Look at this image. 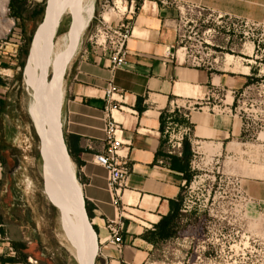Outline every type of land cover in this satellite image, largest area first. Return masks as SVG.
Returning <instances> with one entry per match:
<instances>
[{
    "label": "crops",
    "instance_id": "0c3cea01",
    "mask_svg": "<svg viewBox=\"0 0 264 264\" xmlns=\"http://www.w3.org/2000/svg\"><path fill=\"white\" fill-rule=\"evenodd\" d=\"M136 1L137 5L132 6V0H90L87 13L92 19L65 73L61 112L65 142L72 154L84 199L93 213L92 224L98 229V264L155 263L154 245L142 235L169 213L170 199L178 197L186 181L172 164L184 163L182 155L189 152L191 170L202 169L204 157L213 159L236 153L245 144L240 141L242 118L236 111V95L244 84L230 69L231 62L222 56L223 69L217 66L221 56L212 65L192 62L185 48L180 47L174 27L179 17L176 4L179 1H196L233 13L238 12V2ZM40 3L41 0H35L30 7ZM245 12L251 15L249 10ZM103 21L111 25L131 23L125 65H114L103 37L97 34ZM236 41V35L227 38L230 46ZM248 42L244 40L245 47ZM244 56V68L249 70L251 65L247 61L250 62L252 55L245 52ZM15 69L5 68L16 72ZM16 84L17 81L10 93L13 102ZM111 84L119 90L109 98L107 90ZM108 120L116 121L119 127L116 135L123 141L120 151L127 157L131 169L118 196L108 188L106 169L94 160L108 146ZM175 139H180V147H174ZM254 176L264 179V169ZM44 213L45 206L38 200L27 210L26 225L32 227V232L25 239L30 240L26 243L36 246L32 248L34 264H43V256L50 249L53 255L58 250L54 244L50 248L45 246ZM121 221L124 242L115 247L110 242L108 224ZM6 239L16 241L11 235L8 237L5 222L1 221L0 264H21L5 260L3 251L11 243Z\"/></svg>",
    "mask_w": 264,
    "mask_h": 264
},
{
    "label": "rangeland",
    "instance_id": "374dc122",
    "mask_svg": "<svg viewBox=\"0 0 264 264\" xmlns=\"http://www.w3.org/2000/svg\"><path fill=\"white\" fill-rule=\"evenodd\" d=\"M236 1L237 13L200 3L204 11L197 23L199 31L196 37L211 43L209 48L213 53L206 57V65L215 64L217 57L221 56L217 66L223 69L225 64L222 56L226 57V61L231 62L230 69L235 71L238 81L244 84L236 95V111L242 118L240 141L245 144L236 153L221 154L213 159L204 157L202 161L205 166L192 170V180L189 183L186 181L182 191L183 209L190 211L182 209L184 215L181 218L180 233L162 241L148 240L142 235L143 239L154 245L152 254L157 261L153 264H264V179L254 176L264 169V0ZM34 2L26 0L29 6ZM9 3L10 0H0V76L4 81L3 85L0 84V100L3 101V105L0 104V222H5L8 237L11 235L19 246H25L24 251L28 254L17 252L10 239H6L11 243L5 246L3 253L6 258H25L29 264H34L31 261L34 255L32 248L36 246L26 243L30 240L25 237H30L32 232V227L27 228L26 219L29 205L38 200L45 206L42 227L45 246H58L55 255L51 249L49 253L45 252L43 264H78L77 256L63 236L66 227L62 211L53 202L43 177V140L50 136L51 126L43 109L44 101L31 83V49L22 58L23 68L17 59L23 43V28L26 34L32 33L34 37L44 18L45 9L33 14L30 12L24 21L13 24L14 16L11 15ZM89 3L90 0L78 19L73 46L67 38L71 16L74 21L73 13L68 11L61 18L67 31L59 32L57 29L53 40L52 66L48 74L50 82L55 78L58 64L68 59L70 54L73 56L92 19L87 13ZM246 9L251 15L245 12ZM206 19L208 22L202 23ZM245 21H249V25L245 26ZM189 24L194 25L193 22ZM198 27H194L193 31ZM190 29L182 31L178 37L180 47L190 44ZM229 35H236L237 40L231 46L227 42ZM245 38L250 41L246 47ZM245 52L252 55L249 57L250 62L247 61L251 65L249 70L244 68ZM12 67L16 68V72L5 70ZM38 80H43L42 75L38 76ZM15 81L17 93L13 95L16 96L13 102L10 93ZM64 81L65 75L52 93L53 109L58 113L62 130ZM15 160L19 161V170L11 175L8 170L14 167ZM72 169L76 174L74 163ZM22 221L25 222L23 225ZM93 227L98 233L94 224ZM98 255L95 264H98Z\"/></svg>",
    "mask_w": 264,
    "mask_h": 264
},
{
    "label": "bare ground",
    "instance_id": "6f19581e",
    "mask_svg": "<svg viewBox=\"0 0 264 264\" xmlns=\"http://www.w3.org/2000/svg\"><path fill=\"white\" fill-rule=\"evenodd\" d=\"M87 1L47 0V16L46 18L44 16L37 27L29 60L31 83L44 101L43 109L47 113L49 126H51L50 136L44 137L43 140V177L53 202L62 211V220L66 227L63 236L69 248L77 256L78 259L75 258L78 264H94L98 251V235L86 209L82 186L76 177L77 174L72 169L73 161L68 152L58 113L54 112L52 98L54 89L64 80L72 54L68 59L58 64L52 82L48 80V74L52 66L51 52L53 51V40L57 34L58 22L61 21L64 13L68 11L73 13L74 21L71 16L73 26L67 33V38L73 46L77 35L78 19L83 13ZM39 75H42L43 80H38Z\"/></svg>",
    "mask_w": 264,
    "mask_h": 264
},
{
    "label": "built area",
    "instance_id": "2783aa9c",
    "mask_svg": "<svg viewBox=\"0 0 264 264\" xmlns=\"http://www.w3.org/2000/svg\"><path fill=\"white\" fill-rule=\"evenodd\" d=\"M29 3L33 0H27ZM179 9L178 20L175 21L174 27L178 32V37L181 36L182 31H187L190 29L189 40L190 44L184 46L186 52L192 59V62L196 64L206 63V57L211 55L213 52L209 48L210 42L204 39H197V34L199 31L198 21L201 20L203 16L204 7L200 3L193 1H183L176 3ZM137 1L132 0V6H136ZM19 21L18 18L13 17V24ZM193 22L194 25L189 24ZM208 22V19L203 20L202 23ZM189 24V26H188ZM249 25V21H245V26ZM198 27L195 31L194 27ZM193 32V35L191 34ZM132 33V26L130 22H121L119 25H111L106 21L100 23L97 28V34H99L104 39V45L107 50L111 52V58L115 66H122L127 63V42ZM245 35L248 34L247 31L244 32ZM119 89L116 85L111 84L107 90V96L112 98L113 93L117 92ZM119 127L114 120H108L106 123V134L108 146L103 152L95 155V162L107 171V184L108 188L118 196L122 187L126 184L128 176L130 175L131 169L127 157L124 156L120 147L123 143L116 133ZM180 139H175L174 147H180ZM186 181H184L185 185ZM110 231V242L115 247H120L123 242V229L124 223L121 222H111L108 224ZM12 249V248H11ZM12 253H15L12 251Z\"/></svg>",
    "mask_w": 264,
    "mask_h": 264
},
{
    "label": "trees",
    "instance_id": "16d2710c",
    "mask_svg": "<svg viewBox=\"0 0 264 264\" xmlns=\"http://www.w3.org/2000/svg\"><path fill=\"white\" fill-rule=\"evenodd\" d=\"M46 1L47 0H44L43 3L38 4L34 8H31L29 5L26 4V0H10L9 8H10L11 15L18 18L19 21L21 20L24 21L26 15L29 14L30 12L33 14L35 13V11H41L42 9H45L44 7L46 5ZM69 23H70V19L67 20V23H66L67 26ZM58 31L59 32L67 31V29L63 27V21H61L58 27ZM22 32L24 33L23 43L20 46L19 54L17 56V59H18V62L21 68L24 67L23 59L29 53V49L31 47V43L33 39L32 33L26 34L25 28H23ZM0 84L1 85L4 84V81L1 78V76H0ZM0 104L3 105V101L0 100ZM63 134H64V139H65L64 129H63ZM68 151H69L71 158L73 159L72 154L69 149ZM191 157H192L191 153L184 152L182 155V159L184 160V163H182L181 165L172 164L176 166L175 170L183 173L184 178L186 179L187 183H189L192 180V177L194 175L193 171L191 170L189 166V161ZM183 188H184V185L182 186L178 197L174 199H170L169 213L167 215L162 216L159 222L156 223L152 229L146 230V232L143 234L144 238L146 239L148 238V240H152V241H162L164 239L176 236L178 234V230L180 229V225H181V218L184 215V213L182 212L183 202H184V197L182 194ZM85 204H86L88 215L91 218L93 216V213L86 200H85ZM12 245L16 249V251L21 253L22 255L28 254L24 251L25 246L23 247L19 246L16 241H12ZM5 260L9 262H20L21 261V262H25L26 264H29L25 258L20 259L18 257H8V258H5Z\"/></svg>",
    "mask_w": 264,
    "mask_h": 264
},
{
    "label": "flooded vegetation",
    "instance_id": "af4514ba",
    "mask_svg": "<svg viewBox=\"0 0 264 264\" xmlns=\"http://www.w3.org/2000/svg\"><path fill=\"white\" fill-rule=\"evenodd\" d=\"M14 162H15L14 167L8 170L11 175H12V172L17 173V171L19 170V161L15 160Z\"/></svg>",
    "mask_w": 264,
    "mask_h": 264
},
{
    "label": "water",
    "instance_id": "95a60500",
    "mask_svg": "<svg viewBox=\"0 0 264 264\" xmlns=\"http://www.w3.org/2000/svg\"><path fill=\"white\" fill-rule=\"evenodd\" d=\"M44 16H45V18H46V16H47V6H46V8H45ZM59 25H60V22H58V27H59ZM72 26H73V22L70 23V26H69V28H68L69 31L71 30ZM36 31H37V30H36ZM36 31H35V33H36ZM34 36H35V34H34ZM33 39H34V37H33ZM33 39H32L31 46H32V44H33ZM30 49H31V48H30ZM93 262H94V261H93Z\"/></svg>",
    "mask_w": 264,
    "mask_h": 264
}]
</instances>
